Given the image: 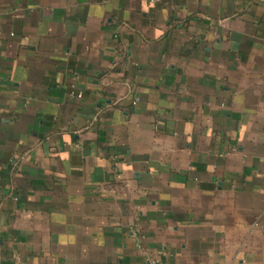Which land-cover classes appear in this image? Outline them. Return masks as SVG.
I'll use <instances>...</instances> for the list:
<instances>
[{"label":"crops","instance_id":"1","mask_svg":"<svg viewBox=\"0 0 264 264\" xmlns=\"http://www.w3.org/2000/svg\"><path fill=\"white\" fill-rule=\"evenodd\" d=\"M0 264H264V0H0Z\"/></svg>","mask_w":264,"mask_h":264},{"label":"built area","instance_id":"2","mask_svg":"<svg viewBox=\"0 0 264 264\" xmlns=\"http://www.w3.org/2000/svg\"><path fill=\"white\" fill-rule=\"evenodd\" d=\"M153 1H158V0H153ZM114 37H117V35H115ZM155 263H157V261H155Z\"/></svg>","mask_w":264,"mask_h":264}]
</instances>
